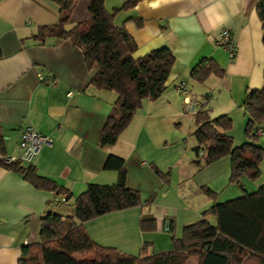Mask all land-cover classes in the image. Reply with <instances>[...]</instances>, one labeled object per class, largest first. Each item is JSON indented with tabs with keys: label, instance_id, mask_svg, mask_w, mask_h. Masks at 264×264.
<instances>
[{
	"label": "crops",
	"instance_id": "0c3cea01",
	"mask_svg": "<svg viewBox=\"0 0 264 264\" xmlns=\"http://www.w3.org/2000/svg\"><path fill=\"white\" fill-rule=\"evenodd\" d=\"M90 0H77L67 27L87 15ZM127 0H104L107 10ZM215 0H137L113 17L136 44L133 57L152 49L168 47L174 61L165 88L155 99H142L115 141L99 143V136L111 106L114 90L89 83L95 68H87L81 49L69 37L32 35L43 24L56 23V0H0V127L4 153L0 159L18 153L20 130L32 126L50 138L31 162L37 173L54 180L72 195L38 189L15 170L0 165V264H16L22 245L38 240L44 215H73L74 196L88 183H114L116 168L106 167L111 154L123 159L125 185L142 197L154 192L149 204L112 210L82 223L87 235L103 246L136 255L143 243L147 254L170 249L171 236L202 218V212L216 203L243 196L264 184V157L260 177L241 174L230 181V158L222 156L209 164L194 151V114L205 109L210 117L226 114L231 127L226 132L233 144L246 140L243 106L247 89L264 86V45L261 23L254 10L256 0L230 15L223 27L209 31L205 9ZM232 34L236 50L232 58L216 45L218 32ZM203 58L213 59L224 73L197 80L191 68ZM38 72L43 78H38ZM183 80L188 101L176 84ZM264 123V120L262 121ZM236 140V141H235ZM258 144L263 148L258 137ZM155 165L162 175L157 174ZM208 187L216 195L208 196ZM149 213L153 230H140L138 219ZM212 225L217 218L207 213ZM203 264H224L215 254L203 256ZM185 264H198L190 254Z\"/></svg>",
	"mask_w": 264,
	"mask_h": 264
},
{
	"label": "trees",
	"instance_id": "16d2710c",
	"mask_svg": "<svg viewBox=\"0 0 264 264\" xmlns=\"http://www.w3.org/2000/svg\"><path fill=\"white\" fill-rule=\"evenodd\" d=\"M136 1L127 0L120 7L107 10L104 0H90L87 15L67 27L77 0H56L58 21L39 25L32 35L37 40H44L46 36L69 37L81 49L86 67L95 68L89 83L117 93L100 132V144L115 141L132 113L141 106L142 99H155L161 94L174 61L168 47L133 57L136 44L122 25L114 23L113 17L118 10L131 7ZM254 10L261 23L264 45V0H256ZM211 73L221 76L224 69L213 59L203 58L191 68L190 76L201 80ZM243 106L246 140L239 144H233L232 136L226 132L231 127L226 114L210 117L205 109L194 114L192 134L197 143L193 149L196 153L202 149V162L197 165L203 166L228 155L230 181H238L241 174L256 178L260 173L263 148L252 131L264 120V86L247 89ZM3 153L0 127V154ZM0 165L19 172L35 188L72 196L54 180L38 174L32 164L24 167L17 161L6 163L0 159ZM105 166L117 169L116 182L88 183L74 196L73 215L42 216L38 240L22 245L16 264H185L190 254H197L198 264H203V256L207 254L222 257L224 264H264V184L243 196L210 206L202 212L201 219L184 225L179 236H171V246L166 251L147 254V243H143L140 252L133 255L94 242L82 227L84 221L112 210L149 204L154 198V192L142 197L138 190L125 185L121 157L110 154ZM152 168L162 175L155 165ZM202 189L208 196L215 197L208 187ZM207 213L216 216V225L204 218ZM155 225V218L149 213L138 219L140 230H153Z\"/></svg>",
	"mask_w": 264,
	"mask_h": 264
},
{
	"label": "built area",
	"instance_id": "2783aa9c",
	"mask_svg": "<svg viewBox=\"0 0 264 264\" xmlns=\"http://www.w3.org/2000/svg\"><path fill=\"white\" fill-rule=\"evenodd\" d=\"M216 45L226 51L229 58L235 54L236 45L230 31L226 28L221 29L216 38ZM38 78H43V73L38 72ZM177 89L184 94V100L187 102L186 88L183 80L176 84ZM252 133L259 137H264V123L258 124L253 129ZM51 141L48 135L40 132L32 126H24L20 130V137L18 141V153L16 155H9L2 158L6 163L9 162H31L33 158L39 153L42 147L50 145Z\"/></svg>",
	"mask_w": 264,
	"mask_h": 264
},
{
	"label": "clouds",
	"instance_id": "9594fccd",
	"mask_svg": "<svg viewBox=\"0 0 264 264\" xmlns=\"http://www.w3.org/2000/svg\"><path fill=\"white\" fill-rule=\"evenodd\" d=\"M247 0H215V2L205 9L208 17L209 31H215L223 27L230 20V15H235L239 11V7L246 6Z\"/></svg>",
	"mask_w": 264,
	"mask_h": 264
},
{
	"label": "rangeland",
	"instance_id": "374dc122",
	"mask_svg": "<svg viewBox=\"0 0 264 264\" xmlns=\"http://www.w3.org/2000/svg\"><path fill=\"white\" fill-rule=\"evenodd\" d=\"M84 0H82V2H83ZM236 141V140H235ZM259 141H260V143L261 144H264V137H261V136H259ZM263 157H264V152H263V155H262V159H263ZM261 159V160H262ZM261 162V161H260ZM264 163V162H263ZM260 175H262V174H259L257 177H260ZM247 176V175H246ZM248 177V176H247ZM256 177V178H257ZM248 178H250V177H248Z\"/></svg>",
	"mask_w": 264,
	"mask_h": 264
}]
</instances>
